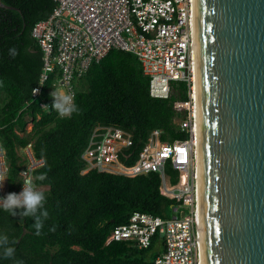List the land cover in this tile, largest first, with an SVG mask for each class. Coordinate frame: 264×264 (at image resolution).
I'll use <instances>...</instances> for the list:
<instances>
[{
  "label": "trees",
  "instance_id": "1",
  "mask_svg": "<svg viewBox=\"0 0 264 264\" xmlns=\"http://www.w3.org/2000/svg\"><path fill=\"white\" fill-rule=\"evenodd\" d=\"M1 1L10 6L0 8V142L8 165L7 194L20 181L19 148L32 141L35 155L44 158L34 181L47 187L41 191L49 217L36 235L34 218L11 216L0 208V235L15 240L16 250L11 259L0 256V264H154L163 250L157 236L144 249L118 241L105 244V240L134 211L170 217L175 200L160 194L158 174L128 177L96 170L81 174V153L97 124H113L130 132L132 143L119 154L125 164L135 162L154 129L161 130V141L185 138L177 120L178 109L187 99L186 84L172 82L169 98L151 97L148 77L136 56L111 49L91 63L77 81L79 87L76 83L80 112L61 118L51 108L53 76L36 99L30 97L42 66L41 50L30 32L49 15L54 0ZM12 47L18 52L15 58L9 55ZM41 174L44 180L37 179ZM171 174L175 182L178 172Z\"/></svg>",
  "mask_w": 264,
  "mask_h": 264
},
{
  "label": "built area",
  "instance_id": "2",
  "mask_svg": "<svg viewBox=\"0 0 264 264\" xmlns=\"http://www.w3.org/2000/svg\"><path fill=\"white\" fill-rule=\"evenodd\" d=\"M54 2L49 15L38 20L30 32L42 58L40 76L30 92L31 101L39 96L51 76V92L75 94L77 81L91 63L100 60L111 49L136 56L148 77L151 97L169 98L172 82L186 84L187 99L178 109L180 117L177 120L180 130L186 132L185 138L161 141V130L154 129L135 162L125 164L119 159V154L132 143L130 132L113 124H97L81 153L83 167L80 173L96 170L128 177L157 173L160 194L175 200L170 217L134 211L126 223L112 229L105 244L118 241L144 249L157 236L163 243V250L154 258V264H201L197 221L196 116L193 111V0ZM31 126L28 123L26 130L30 131ZM19 155L23 166L13 193L19 194L28 180L41 191L42 186L34 181V172L44 164V158L35 155L32 141L19 148ZM7 171L3 151L0 152V175L7 177ZM170 171L178 172L175 182ZM6 195L5 179L0 182V198Z\"/></svg>",
  "mask_w": 264,
  "mask_h": 264
},
{
  "label": "water",
  "instance_id": "3",
  "mask_svg": "<svg viewBox=\"0 0 264 264\" xmlns=\"http://www.w3.org/2000/svg\"><path fill=\"white\" fill-rule=\"evenodd\" d=\"M193 26L201 261L264 264V0H193Z\"/></svg>",
  "mask_w": 264,
  "mask_h": 264
},
{
  "label": "clouds",
  "instance_id": "4",
  "mask_svg": "<svg viewBox=\"0 0 264 264\" xmlns=\"http://www.w3.org/2000/svg\"><path fill=\"white\" fill-rule=\"evenodd\" d=\"M9 55L15 58L18 55L17 49L12 47L9 49ZM43 84L42 82H39ZM53 103L51 108L54 109L61 118H71L74 113L78 114L80 109L75 103V94H69L63 91H53L51 93ZM45 105L44 107H47ZM5 151L4 147L0 145V152ZM45 175L41 174L37 177L39 180H44ZM4 175H0V182L5 180ZM46 203L45 194L38 190L31 180L23 184L22 191L17 193H8L4 198H0V208L8 212L11 216L32 217L34 218V227L36 235L41 234L44 221L48 219L49 213L44 210ZM54 230V229H53ZM15 240L9 239L7 234L0 235V256L3 259H11L15 255V248L12 246ZM22 264V262H18Z\"/></svg>",
  "mask_w": 264,
  "mask_h": 264
},
{
  "label": "bare ground",
  "instance_id": "5",
  "mask_svg": "<svg viewBox=\"0 0 264 264\" xmlns=\"http://www.w3.org/2000/svg\"><path fill=\"white\" fill-rule=\"evenodd\" d=\"M192 18H193V14H192ZM193 30V48H192V54H193V81H194V97H195V104H194V108L193 111L195 113L196 116V124H195V129H196V136H197V114H196V88H195V61H194V26L192 27ZM196 144H197V140H196ZM196 163H197V168H198V144L196 145ZM197 201H198V208H197V221H198V229H199V238H200V206H199V175H198V179H197ZM200 250H201V245H200ZM201 254V252H200ZM202 264V261H201Z\"/></svg>",
  "mask_w": 264,
  "mask_h": 264
},
{
  "label": "crops",
  "instance_id": "6",
  "mask_svg": "<svg viewBox=\"0 0 264 264\" xmlns=\"http://www.w3.org/2000/svg\"><path fill=\"white\" fill-rule=\"evenodd\" d=\"M45 188H47L46 186H42V189H45Z\"/></svg>",
  "mask_w": 264,
  "mask_h": 264
},
{
  "label": "rangeland",
  "instance_id": "7",
  "mask_svg": "<svg viewBox=\"0 0 264 264\" xmlns=\"http://www.w3.org/2000/svg\"><path fill=\"white\" fill-rule=\"evenodd\" d=\"M80 83H77V87H79Z\"/></svg>",
  "mask_w": 264,
  "mask_h": 264
}]
</instances>
